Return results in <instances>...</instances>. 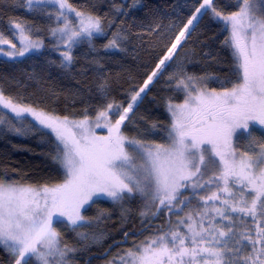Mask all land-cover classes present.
<instances>
[{"label":"snow or ice","instance_id":"1","mask_svg":"<svg viewBox=\"0 0 264 264\" xmlns=\"http://www.w3.org/2000/svg\"><path fill=\"white\" fill-rule=\"evenodd\" d=\"M48 5L59 7L55 15L63 23L51 34L62 57L61 67L67 68L74 59V46L87 42L91 47L94 34H103L101 18L77 11L69 0H24L27 11L52 15ZM237 8L224 15L214 0H203L196 9L201 15L207 14L202 9H211L224 22L230 33L225 44L233 50L237 78L230 87L222 81L220 90H209L200 87L203 78L187 74L183 63L176 64L169 79L176 81L185 98L183 103L168 104L171 126L166 144L146 146L143 139L130 138L123 129L154 78L175 62L194 31L196 14L167 46L126 107L109 102L97 111L95 127L107 128V136L94 134L88 115L79 121L61 118L0 90V127L17 135L51 130L57 141L53 161L65 174L63 182L55 184L0 181V250L12 264H32L33 258L38 264H71L69 253L76 248L62 246L57 226L67 221L66 227L88 240L81 232L88 222L86 206L102 197L122 205L137 195L156 206L153 216L166 212L180 217L188 211L174 228L157 230L159 234L147 243L129 249L128 259L121 257L122 264H264V0H239ZM70 13L79 18L78 26ZM10 27L19 47L0 33V45L12 49H0V55L15 60L44 46L32 38L33 30L25 24L13 20ZM105 49L123 50L115 37ZM27 116L41 127L36 128ZM242 139L248 147L238 155L235 144ZM210 171L212 175L205 179ZM197 198L201 203L192 208ZM249 223L255 225L254 234Z\"/></svg>","mask_w":264,"mask_h":264},{"label":"trees","instance_id":"2","mask_svg":"<svg viewBox=\"0 0 264 264\" xmlns=\"http://www.w3.org/2000/svg\"><path fill=\"white\" fill-rule=\"evenodd\" d=\"M202 1L69 0L77 11L100 17L104 32L93 37L91 47L87 42L74 46L73 62L64 68L51 37V29L59 24L55 9L47 6L52 15L34 13L26 10L24 0H0V33L12 40L10 24L16 20L32 28V38L44 45L39 52L15 60L0 57V90L18 102L61 118L67 116L69 120L84 119L85 115L92 119L109 102L126 107ZM238 3L239 0H214L216 9L224 15L237 11ZM205 12L207 14L200 15L193 25L194 31L184 41L175 62H169L171 67L154 78L134 112L129 114L131 119L123 129L126 136L141 138L150 146L168 142L170 118L166 103H183L185 98L183 91L177 90L176 81L169 79L176 64L183 63L187 74L203 78L202 85L209 90H220L222 81L230 87V82L237 78L233 50L225 44L228 31L209 11ZM114 37L122 51L105 49ZM101 85H104L103 91ZM7 114L15 120L13 115ZM31 123L36 128L41 127ZM56 144L46 129L17 135L15 131L0 127V181L25 185L63 182V170L53 161ZM235 147L239 153L248 147V142L239 140ZM258 150L256 146L255 151ZM211 175L210 171L205 179ZM201 194L210 195L211 192ZM199 203V199H195L192 208ZM86 208L90 224L81 232L89 237L88 240H81L65 222L57 226L62 246L76 248L69 253L71 264H104L117 254L147 243L149 238L159 234L157 230L174 228L188 211L186 209L180 217H169L166 212L153 216L155 206L146 210L144 199L139 195L123 201L122 205L100 200ZM142 212L146 215H141ZM246 219L250 221V217ZM248 227L254 234L255 225L249 223ZM239 228L244 229L245 225ZM0 264H12L3 250H0ZM32 264L37 263L32 260Z\"/></svg>","mask_w":264,"mask_h":264},{"label":"rangeland","instance_id":"3","mask_svg":"<svg viewBox=\"0 0 264 264\" xmlns=\"http://www.w3.org/2000/svg\"><path fill=\"white\" fill-rule=\"evenodd\" d=\"M203 2V1H202ZM201 2V3H202ZM48 6H51V7H53L54 9H55V11H56V13L59 11V7H58V5H48ZM202 12H205V11H209L211 14H212V17H213V19L214 20H216V21H218V22H220V23H223L224 24V22L223 21H220L217 17H215V15H214V13L212 12V10L211 9H202L201 10ZM194 14H196L197 15V17L199 18V16L201 15V14H199V13H194ZM70 15V18H71V21L72 22H74L77 26H78V23H79V18L78 17H76L75 16V13H70L69 14ZM197 18V19H198ZM197 20H195V21H193V25L195 24V22H196ZM58 26H62V21H58ZM225 26V25H224ZM191 27H193V26H191ZM226 28V27H225ZM13 30V32L15 31L14 29H12ZM228 31V30H227ZM229 35H230V33H229V31H228V37H229ZM95 36H100V35H97V34H94V36L93 37H95ZM12 41L14 42V43H16L17 44V46L19 47V40H18V38L17 37H15V36H13L12 35ZM52 37V36H51ZM52 39H53V41H54V46H55V48H56V40H55V38H53L52 37ZM60 48L61 49H63V45L61 44L60 45ZM0 49H3V50H5V51H12V49H10V48H8V46L7 45H0ZM0 57H3V55H0ZM203 82L201 81V83H200V87H204L203 85ZM150 86V85H149ZM147 90V89H146ZM145 90V91H146ZM130 102H131V99H130ZM169 103H171V102H168V103H166V111H167V113H168V115H169V118H170V126H171V116H170V114H169V112H168V104ZM174 104V103H173ZM3 110H5L6 112H8V110L7 109H3ZM8 113H10V112H8ZM11 115H13L12 113H10ZM14 116V115H13ZM96 117V116H95ZM95 117L94 118H92V119H90L91 121H92V128H93V132H94V134L96 135V136H98V137H102V136H107L108 135V132H107V128H104V127H99V128H97V127H95ZM26 119H28V120H31L32 122H35V121H33L32 120V118L30 117V116H27L26 117ZM79 120H82V119H76V120H72V121H79ZM36 123V122H35ZM255 126H257V127H259L258 125H254V127ZM46 130H48V131H50V133L52 134V136L54 137V139H55V136H54V134L51 132V130H49V129H46ZM55 141H56V139H55ZM56 143H57V141H56ZM146 146H150V145H146ZM205 147H208V146H205ZM259 151V150H258ZM237 154L239 155V153L237 152ZM137 163H139V161H137ZM217 163H218V161H217ZM63 170V169H62ZM63 173H64V171H63ZM64 176H65V174H64ZM65 178V177H64ZM100 200H103V201H107V202H111L107 197H102V198H99L97 201H100ZM145 202V201H144ZM112 203V202H111ZM157 204H158V201H157ZM152 206H155V205H152ZM152 206H149V205H147L146 203H145V208H146V210H149ZM87 207V206H86ZM155 211H156V206H155ZM66 224H67V221H64ZM87 224H90V222L88 221L87 222ZM86 224V225H87ZM84 229V228H83ZM182 231L184 230V229H181ZM142 244V243H141ZM141 244H139V245H141ZM135 247H133V248H131V249H134ZM128 251H126V252H122V253H120V254H117V255H115V256H113L112 258H110L107 262H105L104 264H122V260H121V257H124V259H128L127 257H126V253H127ZM33 261L34 262H36L37 264H38V262L35 260V258H33Z\"/></svg>","mask_w":264,"mask_h":264},{"label":"flooded vegetation","instance_id":"4","mask_svg":"<svg viewBox=\"0 0 264 264\" xmlns=\"http://www.w3.org/2000/svg\"><path fill=\"white\" fill-rule=\"evenodd\" d=\"M255 127L259 129V127H257V126H255Z\"/></svg>","mask_w":264,"mask_h":264}]
</instances>
